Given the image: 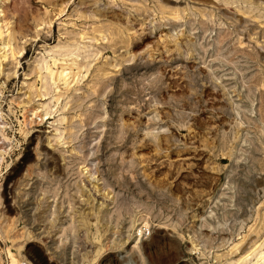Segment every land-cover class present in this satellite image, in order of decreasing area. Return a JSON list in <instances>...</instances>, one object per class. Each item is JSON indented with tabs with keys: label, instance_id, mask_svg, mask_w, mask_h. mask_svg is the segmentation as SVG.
Listing matches in <instances>:
<instances>
[{
	"label": "rangeland",
	"instance_id": "374dc122",
	"mask_svg": "<svg viewBox=\"0 0 264 264\" xmlns=\"http://www.w3.org/2000/svg\"><path fill=\"white\" fill-rule=\"evenodd\" d=\"M0 24V264H252L264 0H0Z\"/></svg>",
	"mask_w": 264,
	"mask_h": 264
},
{
	"label": "bare ground",
	"instance_id": "6f19581e",
	"mask_svg": "<svg viewBox=\"0 0 264 264\" xmlns=\"http://www.w3.org/2000/svg\"><path fill=\"white\" fill-rule=\"evenodd\" d=\"M1 26V24H0ZM1 31V29H0ZM9 33V32H8ZM1 34V33H0ZM10 35V34H9ZM8 42V41H7ZM9 43V42H8ZM7 44V43H6ZM7 45H4V48L6 47ZM20 51H18L17 53H19ZM14 54V52H12V55ZM20 54V53H19ZM18 54V55H19ZM42 98V97H41ZM223 114V113H222ZM221 114V116H222ZM32 115L34 118H37L38 120H42L43 118L46 119V115L45 113L42 114L41 113V110L39 109H36L34 110V112H32ZM45 115V116H44ZM222 121V120H221ZM224 156V155H223ZM225 159V157H220L219 158V161H223ZM221 178V175L218 174V179ZM254 179V178H253ZM251 179V180H253ZM262 181V178L260 177L257 182L261 183ZM257 185V184H256ZM244 192V190H243ZM264 242V239L262 241H259V243L255 244V246L253 247V249H251L250 252H248L246 254V257L249 256L252 252H255V250H257V253H256V256H255V259L254 261L252 262V264H264V246H263V243ZM9 252V251H8ZM9 257H10V264H19V261L16 260L12 254L9 253Z\"/></svg>",
	"mask_w": 264,
	"mask_h": 264
},
{
	"label": "built area",
	"instance_id": "2783aa9c",
	"mask_svg": "<svg viewBox=\"0 0 264 264\" xmlns=\"http://www.w3.org/2000/svg\"><path fill=\"white\" fill-rule=\"evenodd\" d=\"M2 107L0 104V160L1 157L6 154V152L10 151V139L8 137L9 126L6 120L2 117L3 113L1 111Z\"/></svg>",
	"mask_w": 264,
	"mask_h": 264
}]
</instances>
